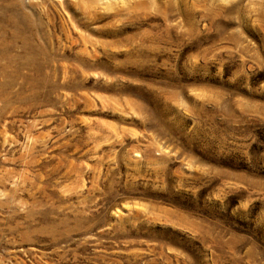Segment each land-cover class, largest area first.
<instances>
[{"label": "rangeland", "instance_id": "rangeland-1", "mask_svg": "<svg viewBox=\"0 0 264 264\" xmlns=\"http://www.w3.org/2000/svg\"><path fill=\"white\" fill-rule=\"evenodd\" d=\"M0 264H264V0H0Z\"/></svg>", "mask_w": 264, "mask_h": 264}]
</instances>
